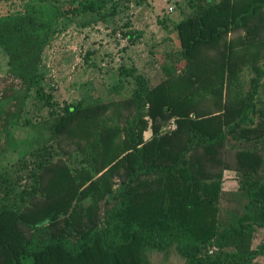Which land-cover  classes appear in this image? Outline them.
<instances>
[{
    "label": "trees",
    "instance_id": "16d2710c",
    "mask_svg": "<svg viewBox=\"0 0 264 264\" xmlns=\"http://www.w3.org/2000/svg\"><path fill=\"white\" fill-rule=\"evenodd\" d=\"M34 1L53 6L60 3V0ZM203 1L208 5L178 25L182 47L179 63H185L180 71L176 70L166 81L151 87L142 74H137V68L130 70L129 75L134 76L139 90L128 104L129 110L134 108L135 115L123 129L122 142H117L121 134L119 128L100 125L98 130L102 110L96 106L68 104L55 122L58 134L69 135L77 143L85 141V145H90V140H94L91 146L100 151V156L104 144L111 142L113 148L119 150L111 171L126 167L128 173L136 175L146 166L156 179L155 174H159L165 179L167 196H176V200L182 202L184 215L140 213L136 204L140 206L143 196L139 198L132 191L121 192V203L76 239L51 233L36 238V234L29 236L21 228L18 210L5 204L0 207V264H145L146 251L162 252L172 246L188 264H252L263 255L264 242L249 251L225 254L220 248L212 254L210 251L214 237L217 245L223 248L225 244L244 242L252 236L255 226L264 228V181L250 182L242 178L248 204L246 216L239 225L232 224L222 233L211 232L207 226L216 213L207 208L218 201L221 177L224 169L229 168L226 160L228 137H247L248 132L242 127L253 123L252 115L258 111L264 77L261 68L254 67L256 76L252 79L251 90L243 93L245 99L238 97L232 88L243 65L252 57L249 48L253 41L262 45L258 20L264 18V0ZM108 2L70 0L68 7L55 5V9L75 19L101 12ZM41 14L0 16V48L9 55L10 74L21 82L22 107L42 82L43 54L54 25L53 19H43ZM240 30L248 33L234 42L228 41L230 33ZM128 36L137 38L133 34ZM206 52H215L211 61L205 60L213 57ZM203 103L206 104L201 107ZM146 107L153 119L168 111L169 121L178 118V129L168 136L159 135L162 126L158 125L153 129V138L146 141L144 135L148 128L143 120ZM20 118L19 113L13 115L6 128L17 126ZM200 145L204 152L195 153L196 146ZM192 151L194 153L189 154ZM234 154L239 173L247 175L258 171V155L246 150H237ZM66 167L56 165L46 171L44 182L47 180L52 200L32 211L34 215L30 219L34 221L28 219L27 223L34 232L49 231L39 226L40 217L52 226L68 221L66 217L60 219L65 211L60 212V203L67 199L73 201L85 182L73 176ZM106 167L103 162L97 172L101 174ZM103 179H106L104 175L100 181ZM103 192L106 193L104 189ZM26 193L31 198L36 196Z\"/></svg>",
    "mask_w": 264,
    "mask_h": 264
},
{
    "label": "rangeland",
    "instance_id": "374dc122",
    "mask_svg": "<svg viewBox=\"0 0 264 264\" xmlns=\"http://www.w3.org/2000/svg\"><path fill=\"white\" fill-rule=\"evenodd\" d=\"M69 1L60 0L55 5L66 8ZM143 1L109 0L108 5L97 14L70 19L55 9V5H42L34 0H0V16L28 12L38 15L42 12L39 16L53 19L54 24L43 54L42 82L23 107L21 82L10 74L9 55L0 48V207L9 204L17 209L21 216L20 226L29 236L36 234V238H43L51 233L76 239L82 231L100 223L113 207L121 203V192L132 191L139 198L143 196L140 206L136 204L140 213L164 215L172 212L184 215L186 212L176 196H167L169 190L165 179L159 174H155L157 179L150 175L146 166L136 175L128 173L126 167L111 171L119 157V150L113 148L111 142L104 144L103 155L100 156V151L91 146L94 140H90V145H85V141L77 143L71 136L58 134L55 130V122L63 114L64 107L81 103L84 107L101 109L98 130L100 125L119 128L121 134L117 142H122L125 136L123 129L135 115L134 108L129 110L128 104L139 90L134 76L129 75L130 70L137 68V74H142L151 87H156L171 73L184 67V62L179 63L182 47L178 25L202 10L208 2ZM258 23L262 30V45L253 41L249 48L252 57L247 60V65H243L232 88L238 97L244 99L243 93L251 90L252 79L256 76L254 67L264 71V18ZM246 33L247 30L230 33L228 41L234 42ZM128 34L137 38L131 39ZM214 53L206 52V55L213 56ZM262 83L258 111L252 115L253 123L242 127L248 132L247 137H228L226 160L229 168L223 171L218 201L207 208L216 213L207 226L211 232L222 233L232 224L239 225L246 216L248 199L242 190L244 180L264 181V77ZM18 113L21 116L19 124L8 130L7 121ZM167 114L168 111H163L153 119L146 107L143 119L148 128L144 135L146 141L153 138V129L158 125L162 126L159 135L168 136L178 129V118L169 121ZM174 124L177 129L172 130ZM196 147L195 153L204 152L203 145ZM237 150L258 155V171L247 175L239 173L234 157ZM103 162L107 169L100 174L97 170L100 171ZM150 163L148 166H151ZM56 165H66L73 176L85 183L73 201L67 199V202L60 203V212L65 210L60 219L66 217L67 222L52 226L40 217L38 225L47 227L49 231L34 232L27 220L34 221L30 219L34 215L32 211L52 200L44 176L47 169ZM102 175L106 179L100 181ZM26 192L36 196L31 198ZM263 242L264 228L255 226L252 236L244 242L225 244L221 248L214 237L211 248L217 251L220 248L225 254L253 250ZM144 257L145 264H188L177 253L175 246L162 252L148 250ZM252 264H264V253Z\"/></svg>",
    "mask_w": 264,
    "mask_h": 264
},
{
    "label": "built area",
    "instance_id": "2783aa9c",
    "mask_svg": "<svg viewBox=\"0 0 264 264\" xmlns=\"http://www.w3.org/2000/svg\"><path fill=\"white\" fill-rule=\"evenodd\" d=\"M175 129H177V126L174 124L173 126H172V130H175ZM217 249L216 248H214V249H212L211 251H210V253L212 254L213 252H215Z\"/></svg>",
    "mask_w": 264,
    "mask_h": 264
}]
</instances>
